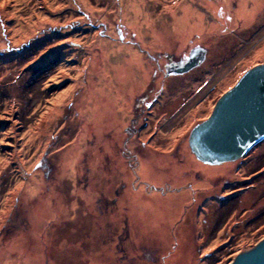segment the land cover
<instances>
[{
	"label": "rangeland",
	"instance_id": "374dc122",
	"mask_svg": "<svg viewBox=\"0 0 264 264\" xmlns=\"http://www.w3.org/2000/svg\"><path fill=\"white\" fill-rule=\"evenodd\" d=\"M200 44L201 79L158 96L152 57ZM258 63L264 0H0V264H230L251 249L264 139L211 165L188 137ZM177 93L209 97L148 142L138 98L153 110Z\"/></svg>",
	"mask_w": 264,
	"mask_h": 264
},
{
	"label": "water",
	"instance_id": "95a60500",
	"mask_svg": "<svg viewBox=\"0 0 264 264\" xmlns=\"http://www.w3.org/2000/svg\"><path fill=\"white\" fill-rule=\"evenodd\" d=\"M263 139L264 63H258L247 69L220 96L210 115L192 128L188 144L199 161L217 165L238 160ZM230 264H264V238L237 254Z\"/></svg>",
	"mask_w": 264,
	"mask_h": 264
},
{
	"label": "flooded vegetation",
	"instance_id": "af4514ba",
	"mask_svg": "<svg viewBox=\"0 0 264 264\" xmlns=\"http://www.w3.org/2000/svg\"><path fill=\"white\" fill-rule=\"evenodd\" d=\"M210 50H211V47H204V45L200 44V45H197L196 47H189L185 49V51L182 54H179L178 56L168 53L165 56V59H163L162 57H156V56L152 57L153 63H154L153 64L154 77L158 79V76H160L162 80L161 81L158 79L160 82V85L158 86V88L152 87L153 91H155L159 96L162 93L161 89H164L167 87L171 91L174 90V86L171 84L173 77H176L173 80L183 81L180 84L181 86H185L187 81L189 82L199 81L201 79L203 72H205V67L208 63L207 60L209 59ZM189 65H192V66H190V68H186ZM218 76H219L218 81L215 79L214 80L211 79L208 85H206L208 82V79L205 81L206 84L204 82L205 84L204 88L207 89L208 93L215 89L218 90V87L223 80L222 76H220V73L216 74L214 77H218ZM166 80L168 82L167 84L165 82ZM194 94L195 93H193L191 96H188V97L183 96L181 98H179L178 93L175 96H169L165 99H162L161 101H158L157 106L153 110H152V105L150 104H148V106L146 105L145 97L138 98L140 101L141 109L133 117L134 118L133 120L138 124L142 122L140 124L141 130L142 131L144 130V132L151 133V137L148 140V142L151 143V141L155 139V138L153 139V136L156 137V139L159 138L158 137L159 132L160 131L164 132L165 130H167L165 127L166 126L169 127L168 124H170V121L173 120L175 117L180 122L183 121V118L188 113V109H192L193 107L198 106L199 104L203 102H206L207 97H209V94H212V92L202 97L195 96V99L192 102V104L189 107L187 106L185 107L187 101L190 98H192ZM219 98L220 97H218V99ZM171 113H174V115ZM135 128L136 127H134L133 130L129 131L127 127L125 132H131V135H133V132L136 131ZM138 135H140V133ZM157 142H159V140ZM141 144H144V142L141 141ZM124 153H125V150H124Z\"/></svg>",
	"mask_w": 264,
	"mask_h": 264
}]
</instances>
